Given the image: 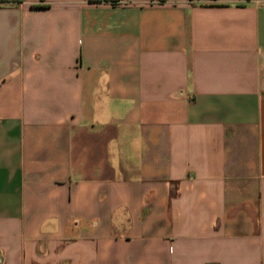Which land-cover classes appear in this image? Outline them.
Listing matches in <instances>:
<instances>
[{
  "label": "crops",
  "instance_id": "0c3cea01",
  "mask_svg": "<svg viewBox=\"0 0 264 264\" xmlns=\"http://www.w3.org/2000/svg\"><path fill=\"white\" fill-rule=\"evenodd\" d=\"M0 264H264V0H0Z\"/></svg>",
  "mask_w": 264,
  "mask_h": 264
},
{
  "label": "trees",
  "instance_id": "16d2710c",
  "mask_svg": "<svg viewBox=\"0 0 264 264\" xmlns=\"http://www.w3.org/2000/svg\"><path fill=\"white\" fill-rule=\"evenodd\" d=\"M35 7H40V6H35Z\"/></svg>",
  "mask_w": 264,
  "mask_h": 264
}]
</instances>
